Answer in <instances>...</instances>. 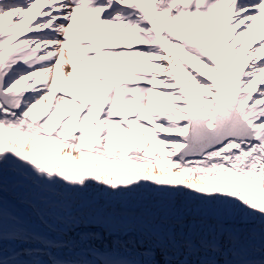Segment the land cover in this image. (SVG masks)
Here are the masks:
<instances>
[{
    "label": "snow or ice",
    "instance_id": "obj_1",
    "mask_svg": "<svg viewBox=\"0 0 264 264\" xmlns=\"http://www.w3.org/2000/svg\"><path fill=\"white\" fill-rule=\"evenodd\" d=\"M0 264H264V0H0Z\"/></svg>",
    "mask_w": 264,
    "mask_h": 264
}]
</instances>
